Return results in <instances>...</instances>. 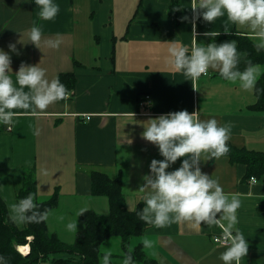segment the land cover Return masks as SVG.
Masks as SVG:
<instances>
[{
	"label": "crops",
	"instance_id": "1",
	"mask_svg": "<svg viewBox=\"0 0 264 264\" xmlns=\"http://www.w3.org/2000/svg\"><path fill=\"white\" fill-rule=\"evenodd\" d=\"M57 3L60 12L55 20H41L33 0H0V47L10 52L13 72L22 62H40L49 78L68 72L76 77L66 99L36 114L16 110L11 130L0 125V195L7 208L8 203L17 201L25 172L33 171L40 198L58 193V205L46 223L65 226L68 221L77 222V230L66 236L72 242L83 228L76 215L82 206L87 204L96 211L106 204L109 210L106 196L91 193L90 169L111 176L119 171L126 208L135 209L140 202L144 206L139 191L145 183L143 176L149 173L153 158L163 159L158 147L142 137L144 124L170 111H200L203 119L215 116L222 123L231 122L229 148L264 151V137L257 136L264 131V110L248 107L256 100L254 88L243 90L212 70L195 82L194 88L191 80L163 60L167 41L177 39L191 46L193 23L198 42L205 43L213 38L204 33L214 29L220 31L214 38L218 43L233 40L229 35L236 32L249 38L250 29L234 25L225 32L226 17L215 22L202 17L193 21L191 0ZM34 22L43 25L41 49L23 42L28 40ZM57 34L63 40L58 49L43 43ZM9 43H16L19 55L8 48ZM260 65L264 68V63ZM144 95H149L150 103L140 106ZM184 158H178L167 170L178 168ZM200 167L217 178L226 193L241 199L236 227L248 240L242 264H264V210L260 207L264 175L246 178L247 166L229 154L201 161ZM55 228L48 227L51 231ZM221 234L219 227L204 222L184 221L164 228L149 225L140 237L131 240L130 247L147 237L155 246L144 247L145 251L159 264H222L219 255L224 248L213 240ZM106 242L101 253L111 251L114 261L122 259L120 239L112 236Z\"/></svg>",
	"mask_w": 264,
	"mask_h": 264
},
{
	"label": "clouds",
	"instance_id": "2",
	"mask_svg": "<svg viewBox=\"0 0 264 264\" xmlns=\"http://www.w3.org/2000/svg\"><path fill=\"white\" fill-rule=\"evenodd\" d=\"M22 0H17L21 3ZM38 8L37 16L41 20H55L60 12L57 0H33ZM192 20L200 17L207 22H215L226 17L223 29L229 32L234 25L245 26L257 52L264 51V0H191ZM188 19V17H182ZM43 25L34 22L28 33V40L41 49ZM240 33L236 32V35ZM211 37L210 42L197 40L193 23V41L191 46L174 39L167 41L164 62L176 72L189 79L196 88L202 76L210 70L218 71L224 80L235 83L243 90H252L264 68L251 60L245 61L240 68L242 54L237 41L217 42L219 30L204 33ZM43 43L58 49L63 43L62 37L44 39ZM8 48L19 55L16 43H9ZM246 56V53L244 54ZM70 92L59 76L49 78L47 69L39 63L22 62L13 72L12 58L9 51L0 47V125L11 130L15 125L16 110H27L36 114L66 99ZM233 124L221 122L215 116L201 118L200 111L189 112L187 109L170 111L147 120L142 137L152 142L159 149L163 159L153 158L149 164V173L143 176L142 193L144 206L136 215L146 224L164 228L173 223L184 221L201 225L217 226L222 230L218 243L224 248L219 255L222 264H242L248 253V240L236 227L237 210L241 199L236 194L224 191L217 178L201 170V161L220 158L229 152L228 141ZM131 142V141H130ZM129 142V143H130ZM185 157L178 168L168 171L178 158ZM9 219L23 227L30 223L44 222L52 215L51 209L41 210L35 193L17 201L8 203ZM91 210L85 204L77 216ZM98 214H106L107 205L96 208ZM219 213V217L217 214ZM226 221V223H225ZM69 231L77 230V222L68 221L65 225ZM143 246L154 248V241L145 237ZM111 251H102L100 264H137L132 252L122 254V259L114 261ZM0 264H9L8 258L0 254Z\"/></svg>",
	"mask_w": 264,
	"mask_h": 264
},
{
	"label": "trees",
	"instance_id": "3",
	"mask_svg": "<svg viewBox=\"0 0 264 264\" xmlns=\"http://www.w3.org/2000/svg\"><path fill=\"white\" fill-rule=\"evenodd\" d=\"M229 37L237 41V47L243 53L239 65L241 69L246 66V60L258 64L264 63V51L257 52L248 37L239 35H229ZM58 76L71 91L76 82L75 73H60ZM254 94L256 100L248 107L257 111L264 110V73L256 82ZM228 154L233 160L247 166L246 178L257 176L258 179L264 175V151L232 147L229 148ZM89 177L91 193L106 196L109 210L106 214L100 215L93 209L80 214L83 228L75 233L71 243L63 242L55 231L49 230L46 221L17 227L9 219L7 205L0 195V254L8 258L9 264H45V262L99 264L101 247L107 244L106 241L112 236L120 239L122 253L132 252L137 264H159L156 259L147 255L143 243H136L134 247H130L131 240L140 237L149 225L136 215V211L143 207L142 202L135 207L136 211H129L126 208L120 172L111 176L105 171L90 169ZM29 193L36 194L41 210H52L58 205L56 191L47 198L38 196L35 175L31 170L25 172L22 185L16 193L17 200ZM260 207L264 210V198L260 202ZM28 237L31 239L28 240ZM25 244H29V251L23 254L17 246Z\"/></svg>",
	"mask_w": 264,
	"mask_h": 264
},
{
	"label": "rangeland",
	"instance_id": "4",
	"mask_svg": "<svg viewBox=\"0 0 264 264\" xmlns=\"http://www.w3.org/2000/svg\"><path fill=\"white\" fill-rule=\"evenodd\" d=\"M257 136H263V137H264V131L261 132V133H258ZM55 208H56V207H55ZM47 223H48V222H47ZM47 225H48L49 229L52 228V227H56V228L54 229V231L58 234V236H59L60 238H61L60 235L63 236V237L61 238V240H62L63 242L71 243V242H69V240L67 239L66 236H68L72 231L67 230L65 226L57 225V223H56V222H53V221L49 222ZM72 239H73V238H72ZM70 241H71V240H70ZM25 247H26V246H25ZM20 249H21V248H20ZM27 249H29V248L26 247V249H24L25 252L27 251ZM45 264H54V263L45 262Z\"/></svg>",
	"mask_w": 264,
	"mask_h": 264
},
{
	"label": "built area",
	"instance_id": "5",
	"mask_svg": "<svg viewBox=\"0 0 264 264\" xmlns=\"http://www.w3.org/2000/svg\"><path fill=\"white\" fill-rule=\"evenodd\" d=\"M149 103H150V97H149V95H144L143 97H141L139 104H140V106H145V105H147ZM147 114L150 115L149 112H147ZM87 118H89V116H87ZM250 180H254V178L251 177ZM220 237L221 236H215L213 238V240L218 243V240H219Z\"/></svg>",
	"mask_w": 264,
	"mask_h": 264
},
{
	"label": "bare ground",
	"instance_id": "6",
	"mask_svg": "<svg viewBox=\"0 0 264 264\" xmlns=\"http://www.w3.org/2000/svg\"><path fill=\"white\" fill-rule=\"evenodd\" d=\"M30 239H31V238L28 237V240H30ZM25 245H28V246H26V247L29 248V244H25ZM26 247H25V246L20 247L19 245L17 246V248H19V250H20L23 254H26V253H28V251H29V249H27V251L25 252L24 249H26ZM20 248H21V249H20Z\"/></svg>",
	"mask_w": 264,
	"mask_h": 264
}]
</instances>
